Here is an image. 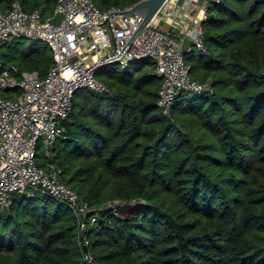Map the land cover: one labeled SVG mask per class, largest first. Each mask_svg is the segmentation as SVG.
I'll return each instance as SVG.
<instances>
[{"label":"trees","instance_id":"obj_1","mask_svg":"<svg viewBox=\"0 0 264 264\" xmlns=\"http://www.w3.org/2000/svg\"><path fill=\"white\" fill-rule=\"evenodd\" d=\"M50 17L57 0H20ZM102 10L140 0H93ZM12 0H0L7 11ZM204 23L207 54L186 55L204 93L183 91L172 118L161 79L144 60L98 77L108 92L78 91L65 131L39 165L100 216L89 250L99 264H264V0H221ZM3 63L45 78L49 45L7 41ZM1 73V71H0ZM17 90H1L14 97ZM135 203L126 216L106 205ZM72 209L41 192L16 194L0 213V264H90Z\"/></svg>","mask_w":264,"mask_h":264},{"label":"built area","instance_id":"obj_2","mask_svg":"<svg viewBox=\"0 0 264 264\" xmlns=\"http://www.w3.org/2000/svg\"><path fill=\"white\" fill-rule=\"evenodd\" d=\"M199 2L185 0L182 6H177L168 0L131 45L129 40L144 20L138 13L125 11L131 7L112 6L105 11L93 0H57L53 15L45 17L41 9L30 12L20 0H12L9 10L0 11V89L20 92L10 98L0 96V213L12 204L16 194L28 191H38L65 203L77 218L78 243L85 259L90 264H99L89 250V232L100 213L94 212L89 202L63 181L61 168L49 164L46 169L39 165V150L45 147L46 156H52L78 91H109L98 77V72L107 66L119 64L125 69L132 63L154 61V73L162 79L158 105L170 118L183 91L209 90L207 83L192 77L191 66L182 51L183 39L188 37L194 43L193 52L207 54L204 23L210 6L221 0L204 1L195 14L193 8ZM170 13L181 17L183 24L190 23L183 36L156 25L158 18ZM58 14L63 19L55 24L53 19ZM18 36L49 45L55 64L45 78L38 71H24L15 77L13 72L18 69L14 67L13 71L4 65L3 46ZM123 203L126 202L115 200L107 208L120 216L115 206Z\"/></svg>","mask_w":264,"mask_h":264},{"label":"water","instance_id":"obj_3","mask_svg":"<svg viewBox=\"0 0 264 264\" xmlns=\"http://www.w3.org/2000/svg\"><path fill=\"white\" fill-rule=\"evenodd\" d=\"M167 1L168 0H140L139 2L135 3L129 10H125L129 13H138L144 18L141 25L138 27V29L136 30L132 38L129 40L128 43L130 45L135 41V39L138 37L141 31L145 28V26L148 25L157 16V14L160 12L161 8ZM125 11H112V12H125ZM62 19H63V15L58 14L54 17L53 22L55 24H58ZM193 46H194V43L190 38L185 37L183 39L182 51L184 54L188 55L192 53L194 51V49L192 48ZM127 47L128 45H126L124 49H126ZM122 52L120 53L121 55H122ZM135 206H136L135 203H132V202L123 203V204H117L115 206V209L121 216H126L130 211H132L135 208ZM85 249L88 250L87 247Z\"/></svg>","mask_w":264,"mask_h":264},{"label":"crops","instance_id":"obj_4","mask_svg":"<svg viewBox=\"0 0 264 264\" xmlns=\"http://www.w3.org/2000/svg\"><path fill=\"white\" fill-rule=\"evenodd\" d=\"M199 1L200 2L198 3V5L195 8H193V11L195 14H198L200 8L202 7V4L206 0H199ZM172 2H173V5L182 6L184 4L185 0H172ZM185 17H187V16L185 15ZM182 21H183V19H181V17H177L173 13H170V14H168L167 17L164 15L163 19L158 18L156 21V25H158L159 27H161L164 30H169L171 32H173V30H176L175 32L177 34L179 33V34H181V36H183L182 34L184 33V30H186L187 28L190 27V23L186 21L187 23L183 24ZM161 81H162V79H161Z\"/></svg>","mask_w":264,"mask_h":264},{"label":"rangeland","instance_id":"obj_5","mask_svg":"<svg viewBox=\"0 0 264 264\" xmlns=\"http://www.w3.org/2000/svg\"><path fill=\"white\" fill-rule=\"evenodd\" d=\"M47 17V16H46ZM157 21V20H156ZM120 65L119 64H114V65H110V66H107L103 69H101L100 73L103 75V76H106L108 74H110L115 68H118ZM206 84V83H204ZM39 152L41 153V155H46V148L45 147H42L40 148ZM40 157H38V160H39ZM48 167V166H47ZM111 203H113V201L109 202L106 207H108Z\"/></svg>","mask_w":264,"mask_h":264}]
</instances>
